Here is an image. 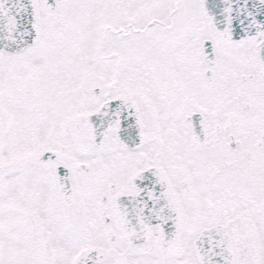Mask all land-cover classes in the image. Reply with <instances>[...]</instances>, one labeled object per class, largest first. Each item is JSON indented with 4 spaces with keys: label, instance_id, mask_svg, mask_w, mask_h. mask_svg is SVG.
<instances>
[{
    "label": "snow or ice",
    "instance_id": "6c2138e0",
    "mask_svg": "<svg viewBox=\"0 0 264 264\" xmlns=\"http://www.w3.org/2000/svg\"><path fill=\"white\" fill-rule=\"evenodd\" d=\"M0 264H264V0H0Z\"/></svg>",
    "mask_w": 264,
    "mask_h": 264
}]
</instances>
